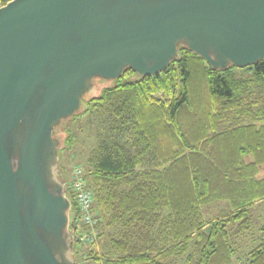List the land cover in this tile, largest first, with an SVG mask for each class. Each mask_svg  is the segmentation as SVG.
Instances as JSON below:
<instances>
[{"label": "trees", "instance_id": "16d2710c", "mask_svg": "<svg viewBox=\"0 0 264 264\" xmlns=\"http://www.w3.org/2000/svg\"><path fill=\"white\" fill-rule=\"evenodd\" d=\"M178 55L153 77L125 69L71 117L81 126L57 152L60 177L62 158L83 160L73 165L97 220L94 242L74 237L79 264H237L250 231L258 242L242 260L264 264V224L253 230L249 212L264 203V61L219 71Z\"/></svg>", "mask_w": 264, "mask_h": 264}, {"label": "water", "instance_id": "95a60500", "mask_svg": "<svg viewBox=\"0 0 264 264\" xmlns=\"http://www.w3.org/2000/svg\"><path fill=\"white\" fill-rule=\"evenodd\" d=\"M264 61V0H11L0 7V264H79L54 128L91 81Z\"/></svg>", "mask_w": 264, "mask_h": 264}, {"label": "rangeland", "instance_id": "374dc122", "mask_svg": "<svg viewBox=\"0 0 264 264\" xmlns=\"http://www.w3.org/2000/svg\"><path fill=\"white\" fill-rule=\"evenodd\" d=\"M114 82H115L114 80L106 81V80H103L100 78L93 79L91 81V90L83 96L82 100L87 101L92 97L98 96L105 87H108V86L114 84ZM82 111H83V105L81 103L80 109L76 112V114L78 113V115L79 114L81 115ZM77 119L78 118H75V120H71V117H70L66 120L61 121L54 128L53 139L57 143V152H58L59 148H63L65 146V139L67 137V132L69 131L68 134L73 132L74 131L73 127H74L75 131L78 128H80L81 122H80V124H76L78 122ZM94 120H95V122L98 121L97 119H94ZM72 125H73V127H72ZM86 133L85 134L79 133V135H78L79 143L81 144V146L85 142L88 143V138L86 137ZM77 162L83 163V160L74 159V158L69 159L68 156L66 157V159L62 158V164L67 169V175H66V181H65L66 189L68 188V185L71 181L73 169H74V167H76V165L74 166L73 164L77 163ZM59 168H60V162H59ZM217 209L214 208V210L218 212L219 209L218 210ZM249 212H250V215H252V223H253L252 229L253 230L257 229L259 226L264 224V203L250 208ZM70 216H72V210L70 212ZM257 242H258V235H257V232H254V231H250L248 234H245L244 236H242L239 239V244H238L239 247H238L237 257L240 259V261L237 264H244V261L242 260L243 255L252 246H254V244H256ZM86 262H88V261H86ZM80 264H86V263H84L82 260H80Z\"/></svg>", "mask_w": 264, "mask_h": 264}, {"label": "built area", "instance_id": "2783aa9c", "mask_svg": "<svg viewBox=\"0 0 264 264\" xmlns=\"http://www.w3.org/2000/svg\"><path fill=\"white\" fill-rule=\"evenodd\" d=\"M67 192L72 196L76 207L75 218L71 221L74 237L84 245H89L95 240L94 228L97 220L93 211V194L88 188L83 167H74ZM83 228L87 229L86 233ZM87 247L89 246L81 247L80 252L83 253Z\"/></svg>", "mask_w": 264, "mask_h": 264}, {"label": "bare ground", "instance_id": "6f19581e", "mask_svg": "<svg viewBox=\"0 0 264 264\" xmlns=\"http://www.w3.org/2000/svg\"><path fill=\"white\" fill-rule=\"evenodd\" d=\"M71 221V220H70Z\"/></svg>", "mask_w": 264, "mask_h": 264}]
</instances>
